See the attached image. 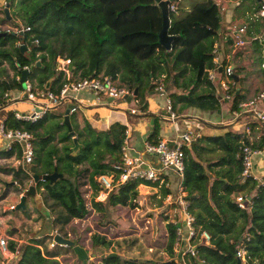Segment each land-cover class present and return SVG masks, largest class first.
<instances>
[{"label": "trees", "instance_id": "obj_1", "mask_svg": "<svg viewBox=\"0 0 264 264\" xmlns=\"http://www.w3.org/2000/svg\"><path fill=\"white\" fill-rule=\"evenodd\" d=\"M24 1L6 0L11 7L17 3L16 14L25 20L29 30L22 34L0 31V80L6 82V85L0 82V108L6 104L4 94L8 90L21 89L19 76L24 67L30 68L25 80L44 90L46 80L52 76L51 66L56 56L62 55L70 59L72 72L78 73L79 77L102 72L118 79L132 92L135 88L137 92L134 98L139 99L140 110L145 106L139 91L152 90L157 84V77L165 86L172 83L174 88L180 90L169 91L166 88L171 109L175 112L177 105L179 111L187 107L201 111L218 108L205 71L213 68V44L222 40L225 31L222 10L213 0L195 3L179 19L173 17L177 2L166 0L167 5L174 6L173 11L167 9L169 49L158 42L161 15L154 0H38L27 5ZM2 18L6 21L4 13ZM255 19L259 17L255 16ZM257 33L250 34L249 46L251 51L258 54L257 74L264 81V67H261L264 43ZM19 40L21 43L15 45L14 42ZM223 41L224 44L232 43L228 36ZM21 44L23 48L20 51ZM238 54L240 56L241 52H236L234 56ZM35 61L39 62L38 66H35ZM2 62L12 71L11 77ZM241 62L234 70L237 81L230 89L231 109H235L236 104L244 98L240 92L241 82L247 72ZM221 65H224L223 61ZM56 81L58 77L51 81L49 88ZM200 88L201 91H198ZM0 115H3L0 121L4 128L22 129L31 134L33 158L25 170L15 166L13 173L18 179L15 181L18 185L16 191L21 192L26 181H31L34 189L40 188L42 202L52 212L50 222L58 234L71 219H80L89 213L84 198L88 189L91 192V207L105 214L108 207L116 205L136 207V188L139 184H158L127 180L113 188L103 201H94L93 197L100 190L97 177L118 171L116 166L120 162V146L124 136L122 124L115 123L110 133L94 132L86 126L84 137L76 138L79 143L76 153L71 155L69 145L59 154L55 147L45 146L53 138L51 130L63 128L62 123L50 122L55 115L49 110L34 121L15 118L14 110L1 112ZM45 122H49L48 135L36 131ZM75 135L78 137L79 134ZM263 143L264 134L256 142L249 141L242 131L227 130L220 135L197 136L188 145H181L183 170L180 187L185 194L187 211L193 217L195 231L204 230L209 235L207 244L195 238L191 240H195L192 243L194 255H183L186 264H235L234 253L238 246L245 251V259L240 264H264V184L257 183L252 177L240 178L238 157L242 144L261 150ZM20 151L18 143L11 142L7 148H2L0 157L14 155L19 159ZM53 170L61 177L51 183L39 178ZM210 172H214L211 178ZM32 175H37L38 179L31 180ZM159 176L166 180L163 174ZM159 189L162 198L169 192L163 185ZM235 195L249 197L250 209H239L234 201ZM237 220L241 222L238 228ZM177 226V222L165 224L164 249L170 256L174 253ZM62 236L65 237L64 234ZM47 238V235L30 238L28 243L22 245L17 258L8 264H59L56 257L60 255L55 246L61 245L48 249L43 245ZM71 239L79 244L75 237ZM109 243L104 235H92V245L107 247ZM7 246L9 250H15L12 241ZM61 247L67 249V246ZM95 260L99 261L98 264H179L172 259L143 261L113 252L97 256Z\"/></svg>", "mask_w": 264, "mask_h": 264}, {"label": "crops", "instance_id": "obj_2", "mask_svg": "<svg viewBox=\"0 0 264 264\" xmlns=\"http://www.w3.org/2000/svg\"><path fill=\"white\" fill-rule=\"evenodd\" d=\"M256 1L259 2V0ZM222 2L223 4H221ZM222 2H220V5L222 8L221 10L223 11L225 31L223 33L222 40L218 42V55L224 63L229 62L230 58H232L234 64L239 65V61H243V55L241 54L239 56L238 54L237 56H234L236 52H239V48L232 51L230 50V43L224 44L223 41L225 36L230 37L229 31L233 34V31L230 29V25L238 23L241 20L243 23H245L246 28L245 32L241 35L242 38H245L247 36L250 37L251 33L256 34L257 32L258 36L264 35V33H262L264 28L261 30L257 29L258 25L255 21L256 19H252L251 14H249L247 10L239 12V7H237V4H241L242 0H222ZM228 3H230L231 6L227 7L226 4ZM0 14H3L1 8ZM7 14L8 17H11V14L9 12ZM247 16L248 19L251 18L250 24L246 21ZM241 17L243 19L240 20ZM261 19H263L261 21L264 22V18ZM254 30H257V32H255ZM2 66L7 70L8 76L11 77L12 71L9 70L7 64L2 62ZM8 71H10V73ZM233 72L235 73L234 70L232 71V73ZM235 75L236 77L235 79H232V81L236 82L237 74ZM73 76H78V73H73ZM51 77H53V79L56 78L55 72L54 74L52 73ZM214 77L215 79L213 81L209 80V82L211 83L213 93L217 98L218 108L213 109L211 111H201L192 107H187L179 111L177 105L175 107L177 110V118L173 122L168 120L167 112L165 109V97L167 95L166 88L169 91H172L173 89L179 92L180 90L174 88L172 83L168 87L165 86L166 84L164 83V92L155 91L154 88L152 90L147 91L140 90L139 93L142 94L141 101L142 104L145 106V109L143 110L139 109V99H135L134 96H126L124 98H118L113 100L108 97L95 96L91 91L88 90L79 91L73 94L72 99L74 104L76 105V109L73 111V113L69 112L68 115L69 126L73 132L72 136H75V138L78 139H82L85 135L84 128L86 126H88L94 132L97 131L110 133V130L113 129V125L115 123L122 124L124 126L126 125L125 123H128V126H126L129 129V138L127 140V143L130 148L128 150V154L140 156L146 167H151L155 170H159L157 158L153 154L144 153V143L153 141L155 142V140L157 139H164L168 142L169 145L175 144L177 141L178 134L182 132V129L186 125L189 124H193L195 126L194 129H196L197 131H195L197 133V136L220 135L227 130L233 132H240L243 131V128L247 125L249 127V134L246 137L249 141L256 140L257 142V140L261 138L262 134H264V122H257L250 113H247L243 110H239L240 115L237 122H231L233 118V115L231 113L233 109H231L230 107V104L232 102V94L230 99H222L220 97L221 94L219 92V87L216 79L218 77L217 72H215ZM258 77L261 79L259 75ZM244 80L245 78L241 82L240 92L244 95L243 101H246L253 97L255 93L260 90V88L257 90L253 82L249 83L248 81ZM156 81L157 83L163 84V81H161L160 77H157ZM201 89L202 88L197 90L201 91ZM9 93L12 95V98H9ZM7 94L8 95L4 97L6 99V104L3 108H0V113L8 110H17L19 112L26 113L29 112L32 107L34 108L32 102L24 99V93L21 90H8ZM128 97L129 100H127ZM37 100L43 102L42 93H39L37 95ZM227 101L228 103L226 106H221L222 102L226 103ZM130 108L135 109L136 112L133 114H129L128 109ZM48 110L50 113L55 115L52 119H50V122L63 124L62 112L64 110V105L63 107H61V105L51 107ZM227 111H229L231 117L225 119L224 116L226 115ZM2 116L3 115H0V119ZM48 123L49 122H45L40 127H38L36 131L38 133H41L42 135H48V133L46 132V130H49ZM218 126L222 130H217ZM51 131L54 132V136L52 135L53 138L46 143V148L53 146L57 149V152L59 154L63 152L66 146L69 145L71 147L70 141L72 136L69 135L68 130L64 124L62 129H58L55 131L54 129H52ZM75 134H79L78 137H76L77 135ZM65 135L68 136V139L65 138ZM9 144L10 143L8 142V140L3 139L0 136V151L2 150V148H7ZM18 145L21 147L20 144ZM15 166L18 169L25 170L27 169L29 164L26 165L22 163L20 161V157L18 159L15 158L14 155H10L9 157H0V236H3L6 239L7 243L9 241H12L15 244V250H10V260H15L17 258L21 251L22 245L28 243V240L30 238H40L46 235L47 233L49 234L52 231H56L53 230L54 227L50 222L53 218V214L51 211L48 210L45 204H43L41 199L40 188L34 189L33 196L25 197V207L23 210L16 209L15 207L13 209H9L10 205L13 204L16 206L19 201V194L16 191L18 185L15 183V181H17L18 179L17 176H15L13 173ZM162 174L166 177L164 183H158L157 186L139 184L137 186V190L145 192L147 193V195L155 194L156 198H159L161 200L165 197H161L159 189L160 186L163 185L169 189V192L167 194H173L178 181L177 176L171 170L163 171ZM253 174L257 177L264 176V143L260 152L253 156ZM213 175L214 172L209 173L210 178ZM31 180L33 179L31 178ZM29 185H31L30 181L24 182L25 187ZM231 196H233V194ZM240 223V220L236 221L237 228L240 227ZM179 227L181 230V234L184 235L185 227L183 223H180ZM47 241L48 239L44 240V242ZM181 242L185 241L182 240ZM39 248L40 250L42 249L41 246H39Z\"/></svg>", "mask_w": 264, "mask_h": 264}, {"label": "built area", "instance_id": "obj_3", "mask_svg": "<svg viewBox=\"0 0 264 264\" xmlns=\"http://www.w3.org/2000/svg\"><path fill=\"white\" fill-rule=\"evenodd\" d=\"M214 3L219 5V0H213ZM260 7L258 9L257 17L264 18V0H259ZM167 9L173 11L174 6L172 4L167 5ZM243 19L242 17L240 20ZM242 22V20L240 21ZM234 23L230 25V29L233 31L232 43L230 44V50H235L242 47L245 44V39L241 35L245 32L246 25L245 23ZM25 23V22H24ZM19 25V24H17ZM28 26H14L13 31L15 34H22L25 31H28ZM264 47V45H262ZM212 63L213 68L206 69V78L210 81L215 79V72L221 74V78L217 79V84L219 87V92L222 99H230L231 91L230 89L235 84V81L229 79V76L232 74V68L229 62L221 65L222 59L219 57V44L214 43L212 49ZM54 72L58 81L55 84L48 88L46 91L38 89L35 84L31 81L25 80L22 83V89H24V98L33 103L34 108L29 112H19L14 110V117L20 120L25 121H34L39 118L44 111L48 110L51 107H56L59 105H66L73 103V94L88 90L91 91L95 96L98 97H108L110 99L124 98L126 96H132L131 89L127 88L125 85L119 83L116 78H111L108 75L103 74L102 72L97 73L96 75L89 77H79L73 76L71 69V61L65 56H56L54 64ZM261 67H264V62L261 63ZM27 68V67H24ZM218 69L220 71H218ZM164 84L157 83L154 87L155 91L164 92ZM39 93L43 94V102L37 100V95ZM7 96V93L4 94V97ZM76 109H70L69 112H73ZM165 109L167 112V118L173 122L177 118V114L174 110L171 109V100L166 95L165 97ZM239 110L246 111L250 113L253 118L259 122H264V88L260 89L255 93L253 97L246 101H240L236 104V108L231 111L233 118L231 122L236 123L239 119ZM129 114L135 113V109H128ZM123 131V140L120 146V162L116 166L117 172L100 175L97 177L100 190L95 194L97 201H103L107 194L119 184H123L127 180H143L149 182H158L164 183L159 174H162L163 171L171 170L177 176L176 189L173 194H166L164 200L168 207L172 208V213L174 216L179 217L177 222L178 226L176 229V246L179 244L180 240H184L185 248L181 249L180 256L173 258L176 260V263L186 264V261L183 258V255L188 254L189 256L194 255L192 239H198L202 243H209V235L206 231L200 230L195 231V228L192 224L193 217L187 211V201L185 200V194L180 187V180L182 177L183 170V152L181 150V145H188L190 141L194 140L197 137L195 132V126L193 124L186 125L182 132L177 136V141L175 144L169 145L168 142L164 139H158L155 142H145L143 145V151L146 154H153L158 161L159 170H155L151 167H146L143 163V160L140 156L129 155L128 150V138H129V129L126 127L128 123H125ZM245 136L249 134V127L246 125L243 128ZM0 136L3 139L8 140L9 143L16 142L21 145V154L20 161L26 165L30 164L33 158V147L31 143V134L28 131L22 129H12L4 128L2 122L0 121ZM9 146V145H8ZM260 150L253 149L249 145L242 144L239 148V158L241 164L240 178L245 179L247 177H252L257 183L264 184V176H255L253 174V156L259 153ZM27 189L24 186V189L19 192L18 200L23 192ZM234 201L237 204L239 209L249 210L251 205L249 199L241 196L235 195ZM15 205H10L9 209H13ZM177 218L173 220L176 222ZM183 223L185 227V234H181L179 224ZM56 231H52L48 234L50 238L47 242L48 248H53L57 245L53 240L52 236ZM235 258H238L240 261L245 259V251L241 246H238L235 249ZM11 257V251L7 246V241L3 236H0V264H8Z\"/></svg>", "mask_w": 264, "mask_h": 264}, {"label": "rangeland", "instance_id": "obj_4", "mask_svg": "<svg viewBox=\"0 0 264 264\" xmlns=\"http://www.w3.org/2000/svg\"><path fill=\"white\" fill-rule=\"evenodd\" d=\"M36 1L38 0H25L24 4L27 5ZM200 1L202 0H175V2H177V6L176 11L173 14L174 19L181 18L186 11H189L195 3ZM220 2H222V0H219V3ZM221 4H223V2ZM237 5V7H239V12L247 10V12L251 14L252 18L254 19L255 16H258L257 13L261 4L256 0H242V3H238ZM12 6L13 7L7 5L6 0H0V8L2 9V12L4 8H6L7 13L9 12L11 14V17L7 18L6 21H3L1 17L2 14H0L1 32L4 31L14 33V26H25V20L23 18H20V16L16 14L15 7H17V3H13ZM226 6L229 7L231 6V4L228 3L226 4ZM261 20L263 19L260 18V20H256L258 25L257 29L260 30L264 28V22ZM8 21H11V23H9ZM246 21L250 23V19H248V16ZM229 33L230 37L233 38V34L230 31ZM262 33H264V30L262 31ZM259 37L260 41L264 42V35H261ZM249 40V36L245 37V44L243 45V47L239 48V51L243 55V61L241 63H244V68L247 72L244 81H248L249 83L253 82V84L256 86V89L258 90L259 88H264V83L257 74L256 68L258 54L256 52L254 53V51H251ZM20 41L21 40L15 41L14 44L19 45L21 43ZM233 70L235 69H232V71ZM8 72L10 73V71ZM217 74L218 78L220 79L221 74ZM235 77L236 75L233 72L231 76H229V79L232 80L235 79ZM20 90L24 93V89H22V87ZM9 98H12V95L10 93ZM227 103L228 101L226 103L222 102L221 106L224 107L227 105ZM61 107H63V105H61ZM230 117L231 115L229 114V111H227L224 118L227 119ZM217 130L222 129L218 126ZM51 134L54 136L53 131H51ZM212 156H214V154ZM90 194L91 192L89 189L84 193L85 203L89 210V213L83 218L71 219L68 224L62 228V231H60L59 234H64V238H68L73 241L75 240L71 238H76V240L78 241L77 243H79L78 245L81 246L87 254L85 264H91L92 262L98 264L99 261H96L95 258L109 252L117 253L124 257L154 259L160 260V262L171 260L173 258H176L177 256H180L181 249L185 248V243L181 242L182 240H180L177 246L175 244L176 242H174L173 255L170 256L164 249L166 242L165 224L166 222H173L176 217L172 213V208L167 207L164 199L160 200L159 198H156L155 194L147 195V193L137 190L138 195L135 203L136 207L130 208L129 206L116 205L114 207H108L106 209L107 213L103 214L102 212L97 211L91 207ZM93 200L97 201L95 196L93 197ZM176 218V222H178L179 217ZM53 230H56V228H54ZM54 234L58 233L55 232ZM93 234L104 235L105 238L110 241L109 245L107 247L92 245ZM49 238L50 236H48L47 239ZM47 242H44V247L47 246ZM192 243H195V240H193ZM55 247L58 251V254L60 255V257L56 258L59 264H72V262L82 264L81 262L76 260V256L71 247L67 246V249H63L61 246ZM173 262H176V260H174Z\"/></svg>", "mask_w": 264, "mask_h": 264}, {"label": "water", "instance_id": "obj_5", "mask_svg": "<svg viewBox=\"0 0 264 264\" xmlns=\"http://www.w3.org/2000/svg\"><path fill=\"white\" fill-rule=\"evenodd\" d=\"M160 10V15H161V28L157 33V38H158V42L165 48V49H169L170 46V36L167 35V27H168V16H167V2L166 0H154ZM175 1V0H172ZM3 13L5 15V18H9L8 14H7V9L4 8ZM219 31V30H217ZM23 48L22 44L19 46V49L21 51V49ZM229 64L231 66L232 69H235L237 66L233 63L232 58H230L229 60ZM38 61H35V66H38ZM52 68V73L54 74V67L51 66ZM30 68H23L20 72V76H19V82L22 84L23 81H25L26 76L29 72ZM218 71H220L218 69ZM53 80V77H50L49 79L46 80L45 85H44V91H46L49 88V85L51 83V81ZM0 82L4 83L6 85V82L4 80H0ZM237 87V84H236ZM136 94V89L133 90L132 96H135ZM129 100V97L128 99ZM74 108V104H66L64 106V110L62 112V122L65 125V127L68 130L69 135H73V132L69 126V121H68V115H69V110ZM71 142H72V146L70 147L71 149V155H74L76 153V150L78 149L79 143L77 142L75 136L71 137ZM61 174L57 173L56 170H53V172H51L50 174H44L41 175L39 178L48 182H53L55 179L60 178ZM33 180L38 179L37 175H33L32 176ZM34 195V188L32 185L27 186V189L23 192V194L20 196V199L18 201V203L16 204L15 208L16 209H24V200L26 196H33ZM249 199V197H248ZM52 240L57 244V245H61V246H70L72 251L74 252L75 256H76V260L81 262L82 264H85L86 259H87V254L85 252V250L77 245L75 243V241L70 240L68 238H64L59 234H54L52 236ZM133 260H138V259H133ZM143 261H148L146 259H144ZM161 264H166V262H162ZM235 264H240V260L238 258H236Z\"/></svg>", "mask_w": 264, "mask_h": 264}]
</instances>
